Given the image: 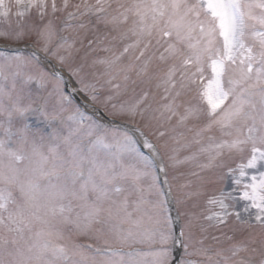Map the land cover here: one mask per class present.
<instances>
[{
    "label": "snow or ice",
    "instance_id": "6c2138e0",
    "mask_svg": "<svg viewBox=\"0 0 264 264\" xmlns=\"http://www.w3.org/2000/svg\"><path fill=\"white\" fill-rule=\"evenodd\" d=\"M0 264H264V0H0Z\"/></svg>",
    "mask_w": 264,
    "mask_h": 264
}]
</instances>
